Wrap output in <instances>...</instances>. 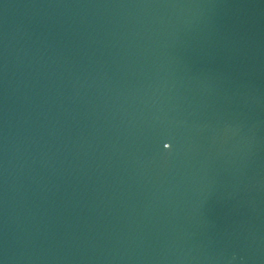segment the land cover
I'll return each mask as SVG.
<instances>
[{
  "label": "water",
  "instance_id": "water-1",
  "mask_svg": "<svg viewBox=\"0 0 264 264\" xmlns=\"http://www.w3.org/2000/svg\"><path fill=\"white\" fill-rule=\"evenodd\" d=\"M0 264H264V0H0Z\"/></svg>",
  "mask_w": 264,
  "mask_h": 264
},
{
  "label": "snow or ice",
  "instance_id": "snow-or-ice-1",
  "mask_svg": "<svg viewBox=\"0 0 264 264\" xmlns=\"http://www.w3.org/2000/svg\"><path fill=\"white\" fill-rule=\"evenodd\" d=\"M164 146H165V148H167V147H168V145H167V144H165Z\"/></svg>",
  "mask_w": 264,
  "mask_h": 264
}]
</instances>
